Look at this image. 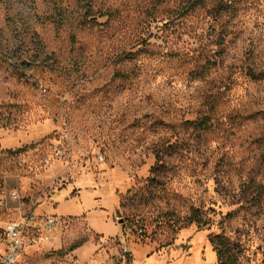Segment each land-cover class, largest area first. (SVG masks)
Returning a JSON list of instances; mask_svg holds the SVG:
<instances>
[{
	"label": "rangeland",
	"instance_id": "374dc122",
	"mask_svg": "<svg viewBox=\"0 0 264 264\" xmlns=\"http://www.w3.org/2000/svg\"><path fill=\"white\" fill-rule=\"evenodd\" d=\"M28 210L21 262L264 264V0H0V227Z\"/></svg>",
	"mask_w": 264,
	"mask_h": 264
},
{
	"label": "built area",
	"instance_id": "2783aa9c",
	"mask_svg": "<svg viewBox=\"0 0 264 264\" xmlns=\"http://www.w3.org/2000/svg\"><path fill=\"white\" fill-rule=\"evenodd\" d=\"M9 198L14 201L18 200L15 192L9 193ZM55 221L48 217L41 223L37 222L33 213L28 210L17 220L6 222L0 227V264H96L94 261L78 262L75 259L69 260H49L41 263L21 262L20 258L27 249L47 243L50 239L42 234L33 233L38 227L51 229Z\"/></svg>",
	"mask_w": 264,
	"mask_h": 264
},
{
	"label": "trees",
	"instance_id": "16d2710c",
	"mask_svg": "<svg viewBox=\"0 0 264 264\" xmlns=\"http://www.w3.org/2000/svg\"><path fill=\"white\" fill-rule=\"evenodd\" d=\"M206 118H203L200 125H205ZM149 185L152 186L155 183V178H151L148 180ZM164 218V226L172 227L177 224L178 220L170 219L171 217H167L165 215ZM184 222L187 225L194 224L198 228H202L206 226L207 222L205 218L202 217L199 209H192L187 217L184 218ZM162 225V223H160ZM82 243V242H81ZM209 243L212 247V251L216 257V264H238V252H237V244L231 242L224 234H216L212 236L209 240ZM81 244H75L72 247V250L79 247Z\"/></svg>",
	"mask_w": 264,
	"mask_h": 264
}]
</instances>
